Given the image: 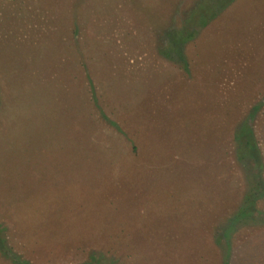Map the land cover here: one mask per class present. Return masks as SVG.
Wrapping results in <instances>:
<instances>
[{
  "label": "rangeland",
  "instance_id": "1",
  "mask_svg": "<svg viewBox=\"0 0 264 264\" xmlns=\"http://www.w3.org/2000/svg\"><path fill=\"white\" fill-rule=\"evenodd\" d=\"M48 44L50 66L37 55ZM3 56L0 207L11 195L28 207L0 222L20 256L264 264V198L251 215L256 169L264 183V0H0ZM50 83L42 119L24 95ZM241 207L249 223L226 246Z\"/></svg>",
  "mask_w": 264,
  "mask_h": 264
},
{
  "label": "trees",
  "instance_id": "2",
  "mask_svg": "<svg viewBox=\"0 0 264 264\" xmlns=\"http://www.w3.org/2000/svg\"><path fill=\"white\" fill-rule=\"evenodd\" d=\"M174 11L176 12V14H178L177 8H175ZM73 13L74 12H71L67 15V18H70L71 22L74 20L73 19L74 17H71L73 15ZM77 26H78V24H77ZM160 39H162V38L160 37ZM54 42H56V41H54ZM56 43H59V41H57ZM170 44L171 43L166 42V38H165L164 39L163 55L167 58L169 56L165 55L164 53L170 52V48H171ZM61 48H63V46H61ZM58 49H59V47L57 45L54 46V44L44 45L41 48V50H39V54H37V55L39 56L40 54H42L44 52V56L46 57L45 58V64H48L50 66V65H52L51 61H54V59H56L55 61H57V57L55 56L56 54L54 55V53H55L54 51L57 52ZM1 55H3V54H1ZM1 58H2V61H0V64L5 65L6 64V60H5L6 57L3 56ZM177 59H179V58H177ZM13 68H14V66H11V65L8 66L9 74H11V72H13L16 75H19L20 72H15L13 70ZM0 73H2V72H0ZM4 77L7 78V76H5V75H4ZM52 81L53 80H51V83H52ZM51 83H50V85H46V84L36 85V86H34V88L29 89L26 92V95H24V99H26L28 101L30 107H32L33 112L37 116L41 117V115H45V114L47 115V116H42L41 117L42 119L43 118H49L50 119V109L47 106L42 107L40 100H42L47 95L49 96L50 99H52L53 96H58V91L56 90V84L53 85ZM1 87L2 86L0 85V91H1ZM89 87H90L91 99L93 101L94 96H93V91H92V85L90 82H89ZM32 90H33V92L31 95ZM2 97H3V95L0 94V107L3 104L2 113H5V116L10 118V114H11V107L10 106H12L13 100L11 101L9 97H7L8 100H3ZM49 103L50 102H48L47 105ZM51 103H54V101H51ZM53 106L58 107L59 104H54ZM19 109H22V107H19ZM39 110H41V112ZM23 113H25V112L23 111ZM46 122L49 123V120H47ZM244 129L246 131V136L243 139L244 144L243 143L242 144L244 145V147L247 150V151H245V156L248 160L251 161V163L254 166L256 165L258 168H260L261 157H260V154L257 153L258 149H257L256 144L252 141L250 136H248L247 132L249 131V127L247 126V124L245 125ZM256 171L257 172L255 173V176H253V179L256 182V186L254 185V187L252 188V189H254V191L251 192V194L253 195V199H254V202H253L254 208L252 209V214H251L253 216H254V214H257L256 204L264 198V183L262 182L261 176L259 175L260 170L256 169ZM252 186H253V183H252ZM11 197L12 198H8V202H4L3 206L0 207V208H3L5 213H6L5 215L2 214L3 211L0 209V218L1 219L6 218L13 223L12 218L7 217V212H9V210H12V208H15L18 211L25 210V208L28 207V203H27L28 198H26V197L20 198V197L12 196V195H11ZM245 202L250 204V200H247ZM29 210H28V213H29ZM245 211H246V208L241 207L237 212H235V214H233L231 216V218L229 219L227 227L224 229V231H222L224 234H221V235L224 237V239L225 238L227 239V240L225 239L226 240L225 241L226 246H229V247L231 246L229 239H231L232 233L237 231V229L240 225L242 226L244 224L249 223V222L240 223L244 219V216L246 215ZM9 231L10 230L8 229L7 224H5L4 222H0V257H3L10 264H32L29 260L20 256L16 252V250L13 248V246H11L9 236L12 239L13 233H12V230L10 232ZM227 249H228V247H227ZM228 254H229L228 252L225 254L226 260L229 257ZM120 255H121V257L123 256V251H120ZM119 261L121 264V260H119ZM119 261L116 260L115 258H110L108 260V263H104L105 261L103 262V260L101 258L90 254L88 256L87 260L85 262H83L82 264H119Z\"/></svg>",
  "mask_w": 264,
  "mask_h": 264
}]
</instances>
